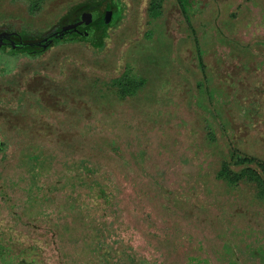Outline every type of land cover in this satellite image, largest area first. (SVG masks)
Segmentation results:
<instances>
[{
  "label": "rangeland",
  "instance_id": "obj_1",
  "mask_svg": "<svg viewBox=\"0 0 264 264\" xmlns=\"http://www.w3.org/2000/svg\"><path fill=\"white\" fill-rule=\"evenodd\" d=\"M96 1L0 0V29ZM112 2L0 50V264H264V0Z\"/></svg>",
  "mask_w": 264,
  "mask_h": 264
},
{
  "label": "flooded vegetation",
  "instance_id": "obj_2",
  "mask_svg": "<svg viewBox=\"0 0 264 264\" xmlns=\"http://www.w3.org/2000/svg\"><path fill=\"white\" fill-rule=\"evenodd\" d=\"M100 2H103V0L91 2L88 4H96V3H100ZM110 2H111V4H113L112 0H110ZM84 4H87V2ZM76 8L77 7H75L73 10H71V12H69L67 14L65 13V15L62 17L60 22L57 24V26L53 30H50L44 36L39 37V38H24L21 34L15 32V31H12L9 29H0V50L9 49V50H13L16 53H22V54H28V55L29 54L30 55H37L38 53H42L41 51L43 49L40 46H38L37 43L39 42V40H43L44 38H46L51 33H57L58 34L56 39L60 38L61 36H64V39H66V34H69V33L72 35L75 34V36H77V37H81L82 35H86V34H89V35L90 34L91 35L96 34L97 35V34L101 33V27L100 26H102L103 18H105L108 14L113 12V10L107 11V13L103 17H100V20H98L97 23L93 22V24L89 20L85 21L86 17L82 18L84 15L83 12L81 13V15L79 17L73 16L72 18L74 20H72V18H70L68 20L69 22L66 23V19L68 18V16L70 14H72V12ZM97 12L99 13V11H97ZM102 28H103V26H102ZM20 39H23V41L25 42L23 44V48H18L17 46L12 44V43H16V42L20 41ZM56 39L52 40V42L47 47L53 45L55 43ZM33 40H34V42H32ZM25 44H28L29 46H27Z\"/></svg>",
  "mask_w": 264,
  "mask_h": 264
},
{
  "label": "trees",
  "instance_id": "obj_3",
  "mask_svg": "<svg viewBox=\"0 0 264 264\" xmlns=\"http://www.w3.org/2000/svg\"><path fill=\"white\" fill-rule=\"evenodd\" d=\"M160 1L161 0H150V5L148 9L152 14V18L158 17L161 14V7H160L161 2ZM110 10H112V4L110 0H103V2L96 3V4H88V3L83 4V5L78 6L72 12V14L68 16V18L66 19V23L69 22L68 20L72 18L73 16L79 17L82 12L84 14L82 18L86 17L85 21L89 20L92 24L93 22L97 23L98 20H100V17H103L107 13V11H110ZM97 11H99V13ZM72 20L74 19L72 18ZM100 27L102 29V26ZM57 36H58L57 33H51L43 40H39L37 45L40 46L41 48H46L52 42V40L57 38ZM32 42H34V40ZM24 43L25 42L23 41V39H20V41L16 43H12V44L17 46L18 48H23ZM25 45L29 46L28 44H25ZM128 84L129 83H126L125 81V77H121L120 79H117V81L114 82V87L116 89V92L121 98H128V97H133L136 95L137 91L130 90L128 88L130 84L129 85ZM1 241H2V238L0 236V246H2Z\"/></svg>",
  "mask_w": 264,
  "mask_h": 264
},
{
  "label": "crops",
  "instance_id": "obj_4",
  "mask_svg": "<svg viewBox=\"0 0 264 264\" xmlns=\"http://www.w3.org/2000/svg\"><path fill=\"white\" fill-rule=\"evenodd\" d=\"M113 3V2H112ZM112 10H114V6H113V4H112ZM70 34V33H69ZM100 34V33H99ZM98 35V34H97ZM61 37H64V36H61ZM61 37L60 38H58V39H56V41H55V43L53 44V45H51V46H49V47H47V48H43L42 49V53H38V54H43V53H45V52H47V51H49V50H52L55 46H57L58 45V42L61 40ZM99 37L97 36V37H94V38H88L89 40H94V39H98ZM85 39H87V38H85ZM64 44H66V39H64ZM30 55V54H29Z\"/></svg>",
  "mask_w": 264,
  "mask_h": 264
}]
</instances>
